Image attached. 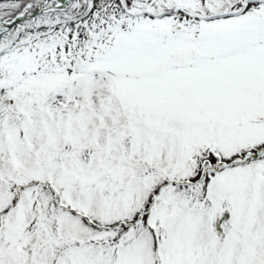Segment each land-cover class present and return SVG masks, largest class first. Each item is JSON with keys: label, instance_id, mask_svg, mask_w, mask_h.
<instances>
[{"label": "snow or ice", "instance_id": "1", "mask_svg": "<svg viewBox=\"0 0 264 264\" xmlns=\"http://www.w3.org/2000/svg\"><path fill=\"white\" fill-rule=\"evenodd\" d=\"M0 264H264V0H0Z\"/></svg>", "mask_w": 264, "mask_h": 264}]
</instances>
